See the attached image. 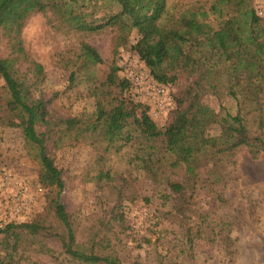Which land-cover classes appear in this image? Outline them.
<instances>
[{
    "label": "trees",
    "instance_id": "trees-1",
    "mask_svg": "<svg viewBox=\"0 0 264 264\" xmlns=\"http://www.w3.org/2000/svg\"><path fill=\"white\" fill-rule=\"evenodd\" d=\"M54 7L79 15L90 33L134 31L132 50L154 82L169 89L170 107L160 128L149 106L129 95L131 81L119 74L117 39L109 64L86 41L56 46L51 64L65 74L60 90L48 88L46 66L22 45L0 56V134L20 131L38 162L36 183L47 190L42 212L0 227V264H50L46 258L52 264H139V246L125 240V207L150 196L169 205L168 219L178 228L168 242L169 264H187L195 226L193 0H3L0 27L21 30ZM54 98L65 116H49ZM118 125L115 140L93 161L90 181L105 193L89 209L67 210L49 141L64 131L75 144L93 147Z\"/></svg>",
    "mask_w": 264,
    "mask_h": 264
},
{
    "label": "rangeland",
    "instance_id": "rangeland-1",
    "mask_svg": "<svg viewBox=\"0 0 264 264\" xmlns=\"http://www.w3.org/2000/svg\"><path fill=\"white\" fill-rule=\"evenodd\" d=\"M2 1L0 0V3ZM140 31L147 33L143 27ZM134 36V31L130 29L121 32L109 29L98 33L87 32L79 15H73L61 7H54L49 8L45 14L32 16L21 30L16 26L0 27V56H6L22 45L46 66L48 88L60 90L65 74L51 64L56 46L62 49L71 43L86 41L94 46L109 64L112 59L113 41L117 39L120 42L119 74L131 81L129 95L147 104L152 118L163 128L161 123L164 122L170 107L169 89L164 88L165 93L158 92L161 86L154 82L144 63L132 50ZM3 85V80L0 79V93ZM48 113L50 117L67 114L56 98L48 103ZM119 131L120 126H115L93 147L75 144L71 135L64 131L57 132L49 141L47 149L62 172L64 190L60 201L67 210L89 209L97 195L105 193L104 186L90 181V177L95 173L93 161L98 152L103 151L115 140ZM29 151L19 130H8L0 134V210L2 207L18 206L23 213L22 221L42 212L47 192L36 183L38 162ZM142 187V193L149 196V187ZM169 209L168 204H162L155 196H150L149 202L139 198L126 204L129 232L125 240L134 247L139 246L135 250V255L138 253L140 257L139 264L170 263L169 257L166 256L168 242L175 239L178 228L168 219ZM190 236L194 238L192 259L188 260L187 264H196L195 226L191 229ZM45 260L53 263L48 258Z\"/></svg>",
    "mask_w": 264,
    "mask_h": 264
},
{
    "label": "built area",
    "instance_id": "built-area-1",
    "mask_svg": "<svg viewBox=\"0 0 264 264\" xmlns=\"http://www.w3.org/2000/svg\"><path fill=\"white\" fill-rule=\"evenodd\" d=\"M158 92L165 93L164 88L160 87ZM22 219L23 213L21 208L18 206L2 207L0 210V227H3L10 222L22 221Z\"/></svg>",
    "mask_w": 264,
    "mask_h": 264
}]
</instances>
